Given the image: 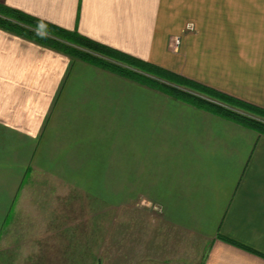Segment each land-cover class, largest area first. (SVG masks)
I'll list each match as a JSON object with an SVG mask.
<instances>
[{"label": "crops", "instance_id": "0c3cea01", "mask_svg": "<svg viewBox=\"0 0 264 264\" xmlns=\"http://www.w3.org/2000/svg\"><path fill=\"white\" fill-rule=\"evenodd\" d=\"M0 5L264 110V0ZM89 196L158 207L199 264H264V133L0 28V243L28 203L70 234Z\"/></svg>", "mask_w": 264, "mask_h": 264}, {"label": "rangeland", "instance_id": "374dc122", "mask_svg": "<svg viewBox=\"0 0 264 264\" xmlns=\"http://www.w3.org/2000/svg\"><path fill=\"white\" fill-rule=\"evenodd\" d=\"M186 29L192 31V25ZM174 37L177 35L170 39L169 51L176 54ZM28 204L2 236L3 264L200 263L202 248L192 237L163 224L159 208L154 209L143 199L109 204L93 196L80 200L74 197L70 234L61 233L64 225L69 227L68 220H57V228L49 226L52 219L46 212L51 204ZM65 243L74 250H60Z\"/></svg>", "mask_w": 264, "mask_h": 264}, {"label": "trees", "instance_id": "16d2710c", "mask_svg": "<svg viewBox=\"0 0 264 264\" xmlns=\"http://www.w3.org/2000/svg\"><path fill=\"white\" fill-rule=\"evenodd\" d=\"M0 28L50 45L72 58L94 63L170 97L183 100L264 133V110L109 48L78 32L63 30L3 5H0Z\"/></svg>", "mask_w": 264, "mask_h": 264}, {"label": "built area", "instance_id": "2783aa9c", "mask_svg": "<svg viewBox=\"0 0 264 264\" xmlns=\"http://www.w3.org/2000/svg\"><path fill=\"white\" fill-rule=\"evenodd\" d=\"M173 48L177 52L179 50L180 44H181V37L177 36L172 39Z\"/></svg>", "mask_w": 264, "mask_h": 264}]
</instances>
